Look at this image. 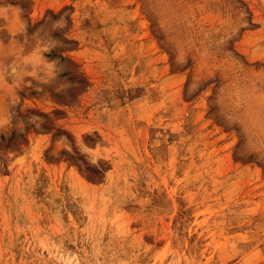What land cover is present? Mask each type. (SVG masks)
<instances>
[{
  "label": "rangeland",
  "instance_id": "rangeland-1",
  "mask_svg": "<svg viewBox=\"0 0 264 264\" xmlns=\"http://www.w3.org/2000/svg\"><path fill=\"white\" fill-rule=\"evenodd\" d=\"M0 264H264V0H0Z\"/></svg>",
  "mask_w": 264,
  "mask_h": 264
}]
</instances>
